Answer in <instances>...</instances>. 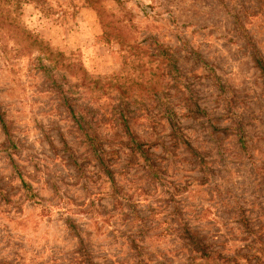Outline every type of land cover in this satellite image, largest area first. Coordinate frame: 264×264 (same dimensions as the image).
Masks as SVG:
<instances>
[{
	"label": "clouds",
	"instance_id": "9594fccd",
	"mask_svg": "<svg viewBox=\"0 0 264 264\" xmlns=\"http://www.w3.org/2000/svg\"><path fill=\"white\" fill-rule=\"evenodd\" d=\"M4 7L0 117L22 145L4 175L20 186L11 177L25 169L29 190L0 207V264H264V85L229 77L236 106L214 136L186 130L187 105L166 116L159 88L169 43L210 50L238 73L264 0Z\"/></svg>",
	"mask_w": 264,
	"mask_h": 264
},
{
	"label": "rangeland",
	"instance_id": "374dc122",
	"mask_svg": "<svg viewBox=\"0 0 264 264\" xmlns=\"http://www.w3.org/2000/svg\"><path fill=\"white\" fill-rule=\"evenodd\" d=\"M161 2L171 3L173 0H161ZM218 2L226 4L228 0H218ZM13 3L18 4L19 0H0V29L11 25L12 11H6L4 5ZM31 13V8L24 9L25 16ZM230 23L233 30L243 27L238 15L233 17ZM244 39L249 55L238 73L229 72L223 62L214 60L212 51L207 49L169 43L166 50L160 51L162 63L159 67L171 73L159 84L164 105L163 113L175 119L182 111L181 105H187L189 111L187 119L190 120L191 126L186 130L191 131L194 136L202 135L205 132L214 136L217 124L221 128L228 127L223 123V119L228 109L236 106L234 100L237 99L229 77L239 75L244 79L251 78L254 82L258 80L260 85H264L263 75L253 60V56H255V59L258 57L264 61V21H254L251 32L244 33ZM193 70L196 73L195 77H193ZM190 77L191 79H189ZM197 77H203V80L201 81ZM177 88L184 93L182 96L176 92ZM166 93H172V95H166ZM240 103H244L242 98ZM129 115L126 108L122 109L121 122L124 126H127ZM86 116L87 114L84 115L85 121ZM172 119L166 120L164 123L175 128L176 125L172 123ZM6 127L5 130L0 119V136H7L6 140L0 142V207L5 203L11 204L12 197L17 196L22 189L29 190L28 183L23 182L27 174L25 169L15 167V174L11 177V179L19 177L22 181L20 186H11L4 175L5 168L9 167L7 161L10 154H19L22 149V145L17 142L15 133L9 129L7 123ZM129 141L132 149L142 154L150 149V145L142 144L132 136H129ZM69 158H72L71 155ZM74 163L79 166L80 160L75 159ZM15 164L16 162L12 160L11 165Z\"/></svg>",
	"mask_w": 264,
	"mask_h": 264
},
{
	"label": "trees",
	"instance_id": "16d2710c",
	"mask_svg": "<svg viewBox=\"0 0 264 264\" xmlns=\"http://www.w3.org/2000/svg\"><path fill=\"white\" fill-rule=\"evenodd\" d=\"M256 65H258V69L260 70L261 74L263 75L264 78V61L262 58H256L255 59ZM1 121H2V125L4 127V129L6 130V123L4 122L3 118L0 117ZM7 132V131H6Z\"/></svg>",
	"mask_w": 264,
	"mask_h": 264
}]
</instances>
